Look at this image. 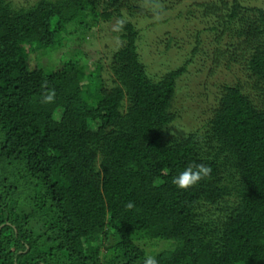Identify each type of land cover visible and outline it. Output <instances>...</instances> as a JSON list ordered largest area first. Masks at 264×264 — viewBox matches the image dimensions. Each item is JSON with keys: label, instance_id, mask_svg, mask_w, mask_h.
<instances>
[{"label": "trees", "instance_id": "16d2710c", "mask_svg": "<svg viewBox=\"0 0 264 264\" xmlns=\"http://www.w3.org/2000/svg\"><path fill=\"white\" fill-rule=\"evenodd\" d=\"M100 1L0 0V264H143L144 246L160 240L173 243L150 255L158 264H264V6L197 5L213 21L195 39L210 34L213 65L239 76L220 86L203 130L176 137L185 63L149 77L122 13L137 6ZM111 18L121 43L108 79L79 51L50 72L34 66L67 32ZM193 164L210 174L174 185Z\"/></svg>", "mask_w": 264, "mask_h": 264}, {"label": "rangeland", "instance_id": "374dc122", "mask_svg": "<svg viewBox=\"0 0 264 264\" xmlns=\"http://www.w3.org/2000/svg\"><path fill=\"white\" fill-rule=\"evenodd\" d=\"M13 7H26L37 0H9ZM106 0L100 1L99 9ZM209 0H131L139 11L129 14L124 10L123 16L130 20L138 30L137 51L144 64L147 75L158 79L167 72L185 63V72L176 82V94L172 111L176 118L169 125V132L180 137L193 130H203L210 110L215 106L218 91L224 83H233L239 76V69L230 70L222 65H213L211 36L200 34V41L195 33L212 24L213 20L202 17L197 5ZM264 6V0L252 3ZM94 23V22H93ZM72 28V26H71ZM116 18L98 19L91 30H80L79 33L67 36L60 46L53 51H41L40 56H33L34 66L42 67L46 72L58 68L60 58L74 56L79 51L87 69L92 63L100 62L102 74L108 79V62L112 52L121 43L117 33ZM72 30V29H71ZM198 45L196 53H192ZM95 123L92 124L94 128ZM100 243L99 236L95 244ZM173 241L160 240L144 246L147 256L170 248ZM150 248V249H149Z\"/></svg>", "mask_w": 264, "mask_h": 264}, {"label": "clouds", "instance_id": "9594fccd", "mask_svg": "<svg viewBox=\"0 0 264 264\" xmlns=\"http://www.w3.org/2000/svg\"><path fill=\"white\" fill-rule=\"evenodd\" d=\"M55 99V91L51 90L47 92L43 97L44 103H51ZM211 168L204 164H193L186 167L182 172H180L176 177L173 178L172 183L180 189H188L189 187L198 183L203 177L209 175ZM134 207L133 202H128L126 208L132 209ZM143 264H158V261L152 257L148 256Z\"/></svg>", "mask_w": 264, "mask_h": 264}]
</instances>
